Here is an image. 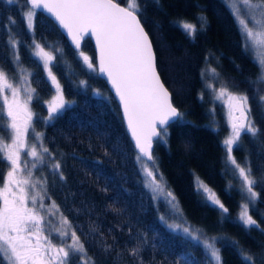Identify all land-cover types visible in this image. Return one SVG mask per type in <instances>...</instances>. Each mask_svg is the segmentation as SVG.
Listing matches in <instances>:
<instances>
[{
	"label": "trees",
	"instance_id": "1",
	"mask_svg": "<svg viewBox=\"0 0 264 264\" xmlns=\"http://www.w3.org/2000/svg\"><path fill=\"white\" fill-rule=\"evenodd\" d=\"M115 2L127 6V0ZM138 2V19L152 43L156 69L182 114L169 123L163 139L153 141L154 163L137 159L113 96L79 55L83 51L94 64L90 40L84 38L80 50L74 51L41 12H36L34 27L28 29L25 0L11 4L0 0V70L12 82L27 73L35 89L29 103L33 127L42 133L53 162L61 165L59 172H45L46 198L70 221L89 264H215L200 241L165 225L162 218L175 217L168 204L154 198L145 186L141 166L147 164L175 197L180 220L200 237L215 238L222 264H246L245 253L253 257V264H264L260 67L224 0ZM185 22L196 26L194 34L185 31ZM35 44L55 57L51 71L67 103L51 119L48 102L55 88L32 53ZM217 87L249 97L250 119L257 131L242 133L232 156L246 172L251 170L257 194L251 200L228 160L224 144L228 122L213 101L212 90ZM0 137L7 138L4 115H0ZM5 168V160L0 159V183ZM198 181L215 193L227 212L208 199ZM245 203L256 221L251 227L239 219ZM69 264H79L77 257L70 256Z\"/></svg>",
	"mask_w": 264,
	"mask_h": 264
},
{
	"label": "snow or ice",
	"instance_id": "2",
	"mask_svg": "<svg viewBox=\"0 0 264 264\" xmlns=\"http://www.w3.org/2000/svg\"><path fill=\"white\" fill-rule=\"evenodd\" d=\"M7 2L11 4L13 0ZM25 3L30 5L24 13L29 30L34 27L37 10H43L67 32L77 50H80L81 40L85 36L90 35L95 39L99 52V73L107 77L119 98L127 129L139 150L137 159L146 157L154 163L151 153L154 138L163 139L169 123L179 120L182 114L173 106L171 94L156 70L152 43L138 19L141 10L138 0H127L126 7H121L115 0H25ZM242 3L253 13L251 23L259 28L256 32L249 27V22L240 19L246 38L264 47V0H242ZM237 11L239 12V9ZM182 27L190 35L196 31V26L191 23L185 22ZM12 43L15 47L16 42ZM33 55L42 62L56 90V95L48 102L51 119L53 113L64 107L60 84L50 67L55 57L40 44H35ZM79 55L90 70L96 71L89 56L83 51H79ZM261 65L264 66V59L261 60ZM260 79L264 81V74ZM6 89L11 91V100L7 95H3ZM25 91L27 95L21 99L20 89L13 87L5 72L0 70V95H3L0 115H6V127L10 130V143H4L3 137H0V153L3 154L0 159L6 160L10 166L3 179V186L0 187V264H69L72 254H81V258L86 256L84 244L80 242L76 231L71 230L68 218L62 214L58 225L52 221L45 224L44 215L40 210L45 209L43 193L46 192V181H33L31 170L27 172L26 177L21 175L23 168L28 167L27 162H24L23 168L21 165V151L26 147L29 149L27 154L32 157V169L43 164L44 154L50 155L48 148L43 145L42 133H35L32 124L33 113L28 105L35 89L28 88ZM216 99H224L227 104L231 134L224 140V144L228 160L238 169L249 194L248 199L251 200L257 195L252 188L255 180L251 178V170L246 172L232 156L233 145L239 141L241 134L247 132L255 135L257 131L250 119L249 97L231 93L226 87H221ZM261 100H264V97H261ZM234 113H239L238 117H235ZM29 129L35 133V140L39 141V145H27ZM60 167L58 162L52 165L54 172H59ZM145 171L147 176L152 178L154 191L163 192L164 189L156 181L153 171L147 168ZM60 179H63L62 173ZM200 187L208 194V199L213 204L218 205L224 212L228 211L207 186L200 183ZM166 196L170 197L171 201L175 200L171 192H167ZM53 208L59 211L53 202L47 210L48 215L54 214L51 211ZM239 219L244 226L251 227L256 224L249 215L247 203L241 206ZM53 231L61 241L59 245L54 244L50 238ZM183 231L199 241V237L192 235L189 228L185 227ZM68 239L71 243H67ZM204 247L210 252L211 260L215 261V264H222L219 249L215 247V238L205 241ZM131 254L136 256V250ZM244 260L246 264H253L250 254L245 253Z\"/></svg>",
	"mask_w": 264,
	"mask_h": 264
},
{
	"label": "rangeland",
	"instance_id": "3",
	"mask_svg": "<svg viewBox=\"0 0 264 264\" xmlns=\"http://www.w3.org/2000/svg\"><path fill=\"white\" fill-rule=\"evenodd\" d=\"M224 1H225L226 5L229 7V9L231 10V12L233 13L235 21L237 23V26H238L241 34H242L244 45L251 52L254 60L258 63V65L260 67V71H261V76H262V74H264V66L261 65V60L264 59V47L260 46L259 44L255 43L254 41L248 40L246 38L245 30H244V28L241 26V24L239 22L240 19L246 20V22H249V27L252 28L254 31L258 32L259 31L258 26L255 25L254 23H251V19H252L253 13L249 12L244 7V5L242 3V0H224ZM237 9H239V12L237 11ZM26 11H27V9L25 10V12ZM25 21H26V19H25ZM26 24H27V22H26ZM34 51H35V46H34L33 52ZM20 75L21 76H19V80H17V82H12L8 78L7 79H8V82L13 85V87H16V88L20 89L21 99H24L26 97V95H27V92L25 91V89L31 88V86H30V82H29V78H28L27 73L23 72V73H20ZM220 88L221 87H217L216 89L212 90L213 91V101L218 106L221 107V109H222V111L224 113V116L227 119V122H228V135L225 137V139H227L230 136V134H231V127H230V124H229L228 107H227V104H226L225 100L224 99H216L217 92H218V90ZM55 91L56 90H54V94H53L52 98L55 96V93H56ZM3 95H7L9 100H11V98H12L11 91L8 90V89L5 90ZM3 95H0V105H3ZM262 97H264V95ZM262 103L264 105V100H262ZM66 104L67 103L64 100V105H66ZM59 111H57V112H59ZM53 114H55V113H53ZM4 118H5V127H6V122H7L6 115H4ZM6 130H7V138L3 142L4 143H10V130L7 127H6ZM35 133H39V132H37L35 130ZM35 133L32 131V129H29V134H28V136L26 138L28 146H30L33 143H36L37 145H39V141L35 140ZM28 150H29L28 147H26L24 150L21 151V165H22V168H23L24 162L28 163V167L27 168H23V171L21 172V175L26 177L27 176V172L29 170H31L32 171L31 179L33 181L39 180L41 182H44L45 172L47 170H53L52 165L55 162H53V159H52V157L49 154H44L45 159H44L43 164L39 165L35 169H32L31 168L32 157L27 154ZM38 150H39V148H38ZM5 164H6V168H5V171H4L3 179L6 177L7 172L9 170V167H10L6 160H5ZM146 168L148 170L153 171V173H154V175L156 177V181L158 183H160L162 185L163 189H164L163 192L154 191L155 185L152 182V178L147 176L146 171H145ZM235 169H236V172L238 174L239 180L241 182V190H242V192L249 196V194L246 191V187L243 185V180H242V178L239 175L238 169L237 168H235ZM141 171H142V175L144 177V184L147 187V189L150 191V193L153 195L154 198L160 199V200L164 201L165 203H167L168 204V208L171 211V214L174 215V217H175L173 220H167L166 218L165 219L162 218V220H163V222L165 223L166 226L170 227V225L171 226H177L178 225L179 227H170V228L175 229V230H179V231H182V232H184L183 228H185V227L189 228V230L191 231L192 235L199 237V241L201 242V244L203 246H204V242L205 241H211L212 240V239L207 238V237H200L199 234L195 230L191 229L188 225H186L185 223H183L180 220V215H179V212H178V210L176 208L175 202L171 201V198L166 196V193L168 192V190L164 186V184L161 181V179H160L159 175L157 174V172L155 170H153L150 165L143 164L141 166ZM3 179H2V181L0 183V187L3 186ZM37 187L39 188V185ZM43 194H44V197H45L44 200H43V203L45 205V209H41L40 211H41V214L44 215L45 224H47L48 221H52L54 224L58 225L60 223L61 213L59 211L57 212L56 209L53 208V209H51V211L54 214L53 215H48L47 214V210L52 205V203L50 201H47L46 194L45 193H43ZM45 231L47 233L48 229L46 228ZM50 238L52 239V242L54 244H56V245H59L61 243L60 239L57 236V233L54 232V231L51 233V237ZM67 243H71V240L68 239ZM208 253L210 254V252H208ZM70 256H76L77 259H78V263L79 264H85V261H87V264H89V260H88V258L86 256L81 258V254H78V253L77 254H72Z\"/></svg>",
	"mask_w": 264,
	"mask_h": 264
},
{
	"label": "water",
	"instance_id": "4",
	"mask_svg": "<svg viewBox=\"0 0 264 264\" xmlns=\"http://www.w3.org/2000/svg\"><path fill=\"white\" fill-rule=\"evenodd\" d=\"M117 3V2H116ZM119 4V3H118ZM121 7H126L125 5H122V4H119ZM28 7H30V5H27ZM38 12H41L42 14H44L45 16H47L54 24L55 26L58 28V30L60 31V33L62 34V36L64 37V39L66 40V42L68 43V45L74 50V51H79L76 49L75 45L72 43L71 41V38L67 35V32L65 30H63L62 28H60L59 24L54 20L53 17L50 16V14H48L47 12L43 11V10H37ZM142 26V25H141ZM145 31V30H144ZM146 32V31H145ZM84 38H88L92 44V48H93V52H94V67L96 68V75L98 77H100L104 83L106 84V87L107 89L109 90V92L111 93V95L113 96L116 104H117V107H118V110H119V114H120V117H121V120H122V124H123V127L125 129V132L126 134L128 135L129 137V140L136 152L137 155H140L139 154V150L135 147V141L132 139L131 137V134L129 133L128 129H127V123L126 121L124 120V117H123V108H122V105L120 104V101H119V98L116 96L115 94V90L112 88L110 82L108 81L107 77L106 76H103L99 73V63H98V57H99V52L98 50L96 49V45H95V39L92 38L90 35H87L85 36ZM83 38V39H84ZM82 39V40H83ZM81 40V42H82ZM157 70V69H156ZM158 72V71H157ZM161 79V78H160ZM162 81V80H161ZM165 86V85H164ZM239 113H236V117H238ZM156 138H154L155 140ZM153 140V141H154ZM152 147H153V144H152ZM151 151H152V148H151ZM142 160H144L145 162H151L149 160H147L146 157H141Z\"/></svg>",
	"mask_w": 264,
	"mask_h": 264
},
{
	"label": "flooded vegetation",
	"instance_id": "5",
	"mask_svg": "<svg viewBox=\"0 0 264 264\" xmlns=\"http://www.w3.org/2000/svg\"><path fill=\"white\" fill-rule=\"evenodd\" d=\"M234 116L236 117V113H234ZM47 201H50L51 203H53L49 198H46Z\"/></svg>",
	"mask_w": 264,
	"mask_h": 264
}]
</instances>
